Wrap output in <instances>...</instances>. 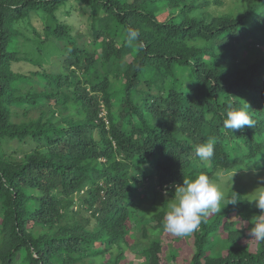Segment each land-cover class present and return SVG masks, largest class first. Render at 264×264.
I'll return each instance as SVG.
<instances>
[{
  "label": "trees",
  "instance_id": "1",
  "mask_svg": "<svg viewBox=\"0 0 264 264\" xmlns=\"http://www.w3.org/2000/svg\"><path fill=\"white\" fill-rule=\"evenodd\" d=\"M214 5L0 0V264H123L141 243L144 264H264V241L249 236L261 212L248 203L264 186V0H238L227 14ZM77 9L86 28H75ZM128 28L139 33L131 43ZM246 103L254 126L222 130L226 111ZM75 126L124 135L127 153L160 164L165 182L229 175L219 211L186 237L190 259L168 260L166 241L185 240L162 230L175 190L156 195L121 178L133 190L122 196L97 162L96 140ZM209 139L214 156L200 171L187 150ZM138 189L139 204L155 207L150 216L133 206Z\"/></svg>",
  "mask_w": 264,
  "mask_h": 264
},
{
  "label": "clouds",
  "instance_id": "2",
  "mask_svg": "<svg viewBox=\"0 0 264 264\" xmlns=\"http://www.w3.org/2000/svg\"><path fill=\"white\" fill-rule=\"evenodd\" d=\"M236 2L237 0H234V6ZM221 6H223V4H221ZM232 11L233 8L226 13H217L227 14ZM126 34L129 43L136 41L139 36L138 31L132 28H128ZM262 97H264V94ZM248 107L249 105L247 103L244 107H230L226 111L225 118L223 119L222 130L233 132L236 129H243L245 126L253 127L254 121L248 114ZM123 121L124 120H120L119 124ZM106 123L109 124L108 121H106ZM75 127L78 133L81 134L83 138L87 139V141L89 139L96 140L98 145L97 162L107 166V172L111 173L109 178L110 187L119 190L122 196L126 197V193L128 196V193L130 191L133 192V190L123 187L119 181L121 178H127L129 182L132 179H138L141 183L147 184L145 189H152L154 191L152 193L156 195L158 192H163L165 194L166 189L175 190L174 198L170 200L167 206L168 210L164 214L162 220V230L165 234H170L179 238L190 236L193 232L198 230L201 223L205 222L206 217L210 213L219 211V202L225 200L226 195L231 191L232 187L230 188L229 175L219 172L217 173L218 178L227 176L226 178H228V180L219 183L210 178L207 174L200 173L194 179L185 178L179 180H184L183 184L175 179H170L168 182H165L163 181V174H165V172H163V167H161L160 164H154L153 162L148 164L149 160L145 159L143 156L130 155L127 153L131 145L127 142L124 135L109 133L106 136L103 135L100 137L97 135V128L88 127L83 130L77 126ZM107 128L109 129V127ZM88 129H90V131H88ZM193 144H195V147L192 145L191 149L187 150V152H189V154H194L193 158L195 160V165H197V163L202 165L214 156L215 145L211 139L205 143L193 142ZM126 153L132 158V164L129 163ZM171 170L175 171L176 169L172 168ZM104 182L105 181L101 183V186H104ZM261 182L264 183V178H261ZM148 184L153 185V187H149ZM144 191L143 189H138L135 193V197H130L133 199V206L138 213L139 211L137 208L142 206L138 204L137 197ZM122 196L120 199L115 200L116 202L114 203H120L118 201L123 199ZM236 202L237 201H232L229 204H235ZM114 203L111 206H114ZM248 203H254L255 207L261 212L254 220H251L254 226L249 231L250 240L264 241V186L257 188L252 193ZM239 227L242 228L245 227V225L241 223Z\"/></svg>",
  "mask_w": 264,
  "mask_h": 264
},
{
  "label": "rangeland",
  "instance_id": "3",
  "mask_svg": "<svg viewBox=\"0 0 264 264\" xmlns=\"http://www.w3.org/2000/svg\"><path fill=\"white\" fill-rule=\"evenodd\" d=\"M220 1H221V4H223V6H212L211 9L216 11V12H225L226 13L231 8L234 7V0H220ZM79 14H80V11L78 9L77 10H73L72 18H73L74 22L76 23V26H77V24L79 22H81V24L79 26H77V27L75 26V28L76 29H78V28L82 29L84 27L86 28V24H87L86 23V19L80 17ZM78 16H79V18H78ZM82 23H84V24L82 25ZM42 25H46V24H42ZM42 25L41 24L38 25V22H37L36 26L42 27ZM29 35H30V33H29ZM128 59L130 61L131 57L129 56ZM23 69L26 71L28 68H27V66H24ZM17 70H19V69H17ZM197 167H198L199 170H203V166L198 164V163H197ZM253 169L254 168H252L251 170H248L247 174H245L244 177L246 178L248 175L254 174ZM226 177L227 176H224L219 181V183L227 181L228 178H226ZM138 204H139V202H138ZM140 206H142V205H140ZM154 209H155V207L151 203L148 206H143V207L137 208V210L139 211V214H142V215L143 214H147L149 212L152 213V212H154ZM150 213H149V216L151 215ZM155 225H156L155 222H150L149 223L148 231L152 235H157L159 233V230L157 228H154ZM134 237H137V239H140L142 237V234L141 233H138V234L134 233ZM171 237H172L173 240L177 238L175 236H171ZM192 242H193L192 239L189 240V239H186V238H185L184 241L179 242V243H175V244H171L169 241H166V246H168V247L170 245L173 246V248L170 249L171 251L168 248H166V250H169V252H168V260L170 262H172V257L171 256H178V258H180V259H187V258L190 259V255L193 253ZM221 244H223V242H221L220 245ZM148 248H149V244L148 243H141V244L137 245L134 248V253H132V254L130 253L128 256H126V258L123 261V264H144L141 261L136 260V255H139L140 257H143L144 252ZM117 252H118V250H115V254H117ZM113 258L110 259L108 264L112 263ZM104 263H105V258L103 257V258L97 259L95 263L92 262L90 264H104ZM87 264H89V263H87Z\"/></svg>",
  "mask_w": 264,
  "mask_h": 264
}]
</instances>
